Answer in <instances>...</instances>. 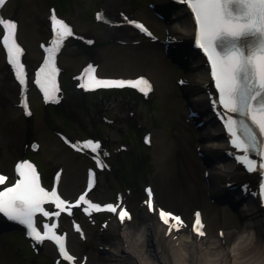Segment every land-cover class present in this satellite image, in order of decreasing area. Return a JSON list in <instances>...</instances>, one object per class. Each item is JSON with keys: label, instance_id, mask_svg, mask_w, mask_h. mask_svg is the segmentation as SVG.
Returning a JSON list of instances; mask_svg holds the SVG:
<instances>
[{"label": "rangeland", "instance_id": "374dc122", "mask_svg": "<svg viewBox=\"0 0 264 264\" xmlns=\"http://www.w3.org/2000/svg\"><path fill=\"white\" fill-rule=\"evenodd\" d=\"M109 1L72 0L73 6L65 11L79 34L96 39L94 47L85 43L69 44L62 57V64L66 66L64 82L67 94L64 105L76 117L73 128L60 117L51 115L36 100L33 103L35 118L28 121L23 117L16 107L18 89L12 80L8 81L3 76L5 66L0 50V170L11 172L16 159L30 154L42 164L45 174L50 175L57 168H62V190L73 197L84 187L85 171L90 161L68 149L59 135L66 134L74 139L89 136L101 138L111 168L101 175L99 194L95 196L102 201L111 200L117 191L127 189V174L119 163L120 159H133L140 154L138 134L149 132L152 134L153 146L145 153L152 166L138 174L141 186L144 181L153 185L158 204L183 214L189 221L195 209H202L208 232L217 235V230L222 229L226 234L225 238L220 237L219 250L232 248L239 232L243 231L242 225L237 215L226 205L213 204L209 199V188L204 176L208 169L199 157V133L195 125L185 121L188 119L186 103L177 86V79L184 75L166 61L159 45L144 40H140L137 45L134 42L139 41V38L128 29L117 31L90 22L91 7H97L95 10L106 9ZM123 2L124 5H119L115 12L117 16L120 11L130 13L148 22L164 37L163 24L149 10L151 0ZM51 5L50 0H14L6 10L8 16L20 20V37L28 48L31 63L37 58L38 43L49 36L48 8ZM119 40L127 44L122 45ZM76 53L77 58L72 61ZM88 59L98 63L105 75H148L156 87L152 95L155 106L150 101L142 104L126 96L109 101L98 99L91 104L87 98L75 94L70 76L76 74ZM33 141L41 145L40 151L29 149ZM129 179L132 181L133 175ZM141 200V192L134 186L129 200L135 215L130 226L134 228H137L141 215H146ZM226 223L230 231L225 230ZM86 229L87 241L83 242L73 235L71 246L80 253L86 247L84 252L90 257L88 264H99L100 248L103 247L101 232L97 224L93 223H86ZM15 233L5 232L0 239V264H53L51 258L55 254L47 247L38 255L31 251L22 255L19 249L23 245L18 240L21 237ZM49 254H52L51 257Z\"/></svg>", "mask_w": 264, "mask_h": 264}, {"label": "snow or ice", "instance_id": "6c2138e0", "mask_svg": "<svg viewBox=\"0 0 264 264\" xmlns=\"http://www.w3.org/2000/svg\"><path fill=\"white\" fill-rule=\"evenodd\" d=\"M187 5L193 14L196 25L195 45L203 50L211 64V76L218 90L217 103L222 106L221 117H225L224 126L229 133L230 143L242 155L236 157L239 163L245 165L248 171L261 170L264 175V0H178ZM6 0H0L3 6ZM54 39L47 48V57L40 73H44L43 82L37 79L45 102H58L54 94L58 89L54 87V76L57 71L55 57L63 46L66 38L73 36L72 29L55 15L51 17ZM0 27L4 36L2 43L8 54V61L13 66L17 80L25 84L24 65L20 62L22 49L16 43L17 23L0 18ZM135 27L141 32L146 29L136 23ZM242 41L246 43H241ZM89 44L93 43L88 41ZM94 68L90 65L81 77L80 87L85 90L95 88H124L138 89L145 96L152 91L150 82L146 78L135 80H105L93 75ZM53 87L49 88L48 85ZM236 117H239L237 119ZM90 149L98 153L101 149L100 142L91 140L83 144L82 149ZM107 155V153H105ZM253 157L259 158V163ZM97 163L103 166L102 161ZM19 179L13 186L0 190V214L9 220L25 226L28 235L38 243L45 240L54 241L62 256L67 260L65 245L61 236L55 232L56 224L43 225V234L37 230L36 215L50 214L43 207L52 203L61 212L65 209V201L60 198L55 190L47 191L41 187L39 177L30 163H21L16 169ZM5 177L0 175V185L5 184ZM91 186V180H90ZM151 197V192H149ZM80 201L86 202L81 196ZM150 211H154L151 202L148 203ZM92 208L100 211L101 206L88 204L84 211ZM106 210L118 216L121 223L130 220L126 210L117 211L112 205ZM159 219L169 227V234L175 229L177 232L183 226L180 217L174 216L164 210H159ZM59 215V213H55ZM174 221L175 223H171ZM200 214H196L193 233L199 237L206 236ZM223 236V233L220 234Z\"/></svg>", "mask_w": 264, "mask_h": 264}, {"label": "bare ground", "instance_id": "6f19581e", "mask_svg": "<svg viewBox=\"0 0 264 264\" xmlns=\"http://www.w3.org/2000/svg\"><path fill=\"white\" fill-rule=\"evenodd\" d=\"M155 2H159V4L163 5L162 0H155ZM123 3V0H110L107 6L108 13L110 16L114 17V21L117 23L124 22L123 16L115 17L114 15L116 8L119 5H124ZM171 18L175 19L174 17ZM184 21L182 22L183 25ZM184 28L185 26L183 28L180 27L177 21L169 25L171 36L178 39V41H182V44L187 46L189 43L184 36L186 35L183 31ZM120 29H123V27ZM120 29L116 30L119 31ZM188 30L192 33L190 26H188ZM176 44L178 45L177 48L182 49V53H185V47L178 43ZM171 51H173V49ZM173 55L178 54L171 52V57H173ZM180 55L176 58L177 61H179ZM38 56L39 53H37V57ZM187 60H190L189 57H187ZM185 61L186 60H184V62ZM196 63L199 62L196 61ZM188 68L189 71H195V73L191 74L195 77L190 78L188 91L191 94L195 92L196 99H198V96L202 95V91H206L209 88L207 73H205L201 65L197 66L193 64V66H188ZM10 75V72L4 70L3 76L5 79L13 81L14 79L11 78L12 76ZM187 84L188 82H186V85ZM196 104L198 105L199 103L196 101ZM185 121H187V119H185ZM215 146L216 145L212 143H207L203 146L202 150L206 153V159H211L214 152L212 149H214ZM25 148L28 147L25 146ZM210 176L212 180H215L212 170ZM242 179L247 180L241 173L232 172L227 182ZM248 180L253 181L254 176L249 177ZM212 191L216 192V187L213 186ZM156 218L157 216L155 215L153 219H149L151 220L149 222L155 223ZM249 224L250 227L246 224H242L243 231L239 232V236L232 248L219 250L220 238L218 231L217 235L208 233L204 238L197 240L185 235L184 229L182 228L179 232L172 231L171 234H167L165 229L155 224V239L157 242V247L155 249L147 234L148 219L145 215H141L139 218L137 228L129 224L116 227L114 223H111L108 229L116 233L118 239L116 241L106 240L105 256L102 255L100 257L99 264H264V236L262 234L263 229L260 225V219L255 216ZM225 230H231L228 223L225 224ZM108 249L109 252L107 251Z\"/></svg>", "mask_w": 264, "mask_h": 264}, {"label": "trees", "instance_id": "16d2710c", "mask_svg": "<svg viewBox=\"0 0 264 264\" xmlns=\"http://www.w3.org/2000/svg\"><path fill=\"white\" fill-rule=\"evenodd\" d=\"M137 163H138L139 165L143 164V163H144V159H139V160L137 161Z\"/></svg>", "mask_w": 264, "mask_h": 264}]
</instances>
